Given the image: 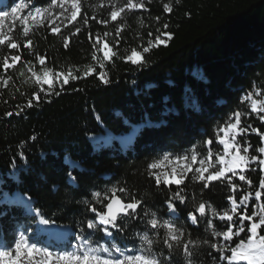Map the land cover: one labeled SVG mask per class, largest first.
Returning a JSON list of instances; mask_svg holds the SVG:
<instances>
[{
	"label": "trees",
	"instance_id": "obj_1",
	"mask_svg": "<svg viewBox=\"0 0 264 264\" xmlns=\"http://www.w3.org/2000/svg\"><path fill=\"white\" fill-rule=\"evenodd\" d=\"M82 2V12L89 18L107 17V0ZM36 3L47 6V0ZM101 3L105 7H98ZM166 3L173 5L171 13L163 10ZM8 4L6 0L3 8ZM96 20L78 25L82 31L70 39L67 49L63 37L69 30L57 36L39 29L30 37L35 52L47 56L49 68L79 67L82 73L94 63L89 31L95 35L112 30L111 24ZM164 23L172 38L145 54L147 64L143 67L117 59L107 68L109 84L94 76L73 81L60 96H52L51 103L43 101L12 117L5 113L23 107L32 87L18 71L9 70L12 82L8 87L0 83V242L11 243L26 229V235L52 250L66 242L74 245L72 234L79 231L86 208L82 201L90 200L92 191L117 184L126 185L138 198L147 192L146 206L168 218L163 205L167 194L149 187L144 169L166 152L182 154L202 144L231 113L247 111V102L242 103L241 98L254 85L264 88V0H146L145 9L127 16L121 55L125 48L141 43L147 46V41L159 34L157 29L165 31ZM21 44L22 62L33 59L23 49V40ZM8 54L9 50L3 49L0 59ZM20 66L18 63L17 69ZM242 122L264 131L254 115ZM248 139L254 147L259 146L256 134L249 133ZM251 179L257 182L258 174H251ZM196 190L198 199L218 210L227 207V190L222 186L210 187L202 197L199 185ZM36 210L55 221L50 226L67 228L70 235L55 242L41 229ZM178 211L180 223L194 239H210L203 220L193 226L183 219L186 212L182 206ZM142 228L138 220L130 222L125 233L115 234V242L128 248L138 245L133 233ZM96 239L111 243L99 235ZM216 255L205 246L194 259L196 264H217ZM173 261L184 264V257L176 253Z\"/></svg>",
	"mask_w": 264,
	"mask_h": 264
},
{
	"label": "snow or ice",
	"instance_id": "obj_2",
	"mask_svg": "<svg viewBox=\"0 0 264 264\" xmlns=\"http://www.w3.org/2000/svg\"><path fill=\"white\" fill-rule=\"evenodd\" d=\"M98 7L103 8L105 4ZM82 8V0H47V6L38 5L36 0H9L7 9L0 8V51L9 50V54L0 59V83L9 86L12 76L8 72L12 70L26 77L25 83L30 82L32 87L24 106H17L16 112H6V116H19L43 101L51 103L50 98L60 96L71 82L89 76L109 84L108 65L114 66L115 60L119 59L143 67L147 64L145 54L153 47L166 45L172 38L166 31L169 25L164 23L165 31L157 29L159 34L149 39L147 46L141 43L136 48H125L121 55L119 46L127 16L134 10L145 9L146 0H107L108 15L101 20L89 18ZM163 10L171 13L173 5L166 3ZM89 19L105 26L111 24L112 30L95 35L89 31L94 63L86 66L82 73L79 67L62 71L49 68L47 56L35 52L30 37L39 29L57 36L62 35V30H69V35L63 37V46L67 49L70 39L82 31L78 25L87 26ZM159 19L156 17L157 22ZM148 36L152 37V32ZM21 40L23 49L33 57L26 62H22ZM241 102H247V111L231 113L202 144L194 145L182 154L166 152L162 158H154L146 165L144 173L149 187L167 194L163 201L167 219L146 206L147 192L138 198V194L126 185H113L92 191L91 199L82 201L86 208L79 221V231L72 234L76 240L74 245L66 242L63 247L52 250L48 244L26 235L25 229L19 231L13 242H0V264H174L176 253L183 255L184 264H196L194 257L205 246L217 254L213 257L217 264H264V131L242 122L254 115L264 126V88L254 85ZM193 107L199 111L197 105L193 104ZM249 133L260 138L259 146L250 143ZM200 148L202 150H198ZM253 173L258 174L257 182L251 179ZM75 179L72 177L73 181ZM196 185H199L200 197L210 187L222 186L227 190V207L218 210L208 201L198 199ZM178 206H182L186 212L183 219L191 225L204 221L210 239L192 237L185 224L180 223ZM36 215L40 216L41 224L55 223L45 219L39 210ZM136 220L143 226L142 230L133 233L138 245L121 247L115 242V234L125 233L129 223ZM98 235L111 243H100L96 239Z\"/></svg>",
	"mask_w": 264,
	"mask_h": 264
},
{
	"label": "rangeland",
	"instance_id": "obj_3",
	"mask_svg": "<svg viewBox=\"0 0 264 264\" xmlns=\"http://www.w3.org/2000/svg\"><path fill=\"white\" fill-rule=\"evenodd\" d=\"M6 0H2L0 2V8H3L5 5ZM7 28V24H5V29ZM21 202L24 203V200H20ZM41 229L43 232L49 236H51L55 242H59L63 237H67L70 235L69 230L67 228H56L55 226H50V225H44L41 224Z\"/></svg>",
	"mask_w": 264,
	"mask_h": 264
}]
</instances>
